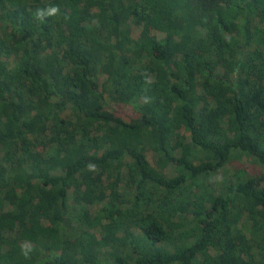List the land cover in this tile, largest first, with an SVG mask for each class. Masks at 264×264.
<instances>
[{
  "label": "trees",
  "instance_id": "16d2710c",
  "mask_svg": "<svg viewBox=\"0 0 264 264\" xmlns=\"http://www.w3.org/2000/svg\"><path fill=\"white\" fill-rule=\"evenodd\" d=\"M244 155L264 0H0V264H264V176L209 184Z\"/></svg>",
  "mask_w": 264,
  "mask_h": 264
},
{
  "label": "rangeland",
  "instance_id": "374dc122",
  "mask_svg": "<svg viewBox=\"0 0 264 264\" xmlns=\"http://www.w3.org/2000/svg\"><path fill=\"white\" fill-rule=\"evenodd\" d=\"M138 34V31L136 32V36ZM115 101L111 102V107L118 111L122 117H124L126 120L130 121L131 119L136 118L137 111L133 106L126 105L125 103H122L120 99L114 95ZM149 160L151 162V165L153 167L156 166L155 159L153 157V154L149 152ZM238 170H243L246 172V174L250 176H257V175H263L264 176V167L259 165L255 158L244 155L240 159H233L229 163H227L223 169H221L219 172L215 173L209 180V184H211L212 187L218 188L220 186H223L224 184H227L229 182V179L237 178L238 177ZM105 203H102L100 205H94L91 206L92 213H96L99 211V209L104 205Z\"/></svg>",
  "mask_w": 264,
  "mask_h": 264
},
{
  "label": "clouds",
  "instance_id": "9594fccd",
  "mask_svg": "<svg viewBox=\"0 0 264 264\" xmlns=\"http://www.w3.org/2000/svg\"><path fill=\"white\" fill-rule=\"evenodd\" d=\"M57 12H58V8L51 7L49 9H47V13L46 14L51 16V15H55ZM39 15L41 16V18H43V16L45 15V11L44 10H41L40 13H39ZM28 252H29V249H24L23 250V255L25 257H27L28 256Z\"/></svg>",
  "mask_w": 264,
  "mask_h": 264
}]
</instances>
